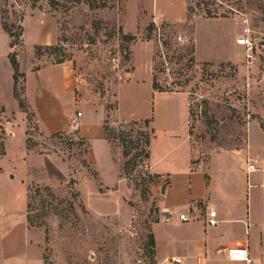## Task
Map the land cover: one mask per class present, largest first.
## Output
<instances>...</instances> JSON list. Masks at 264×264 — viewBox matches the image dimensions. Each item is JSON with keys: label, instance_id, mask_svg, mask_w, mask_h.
<instances>
[{"label": "rangeland", "instance_id": "374dc122", "mask_svg": "<svg viewBox=\"0 0 264 264\" xmlns=\"http://www.w3.org/2000/svg\"><path fill=\"white\" fill-rule=\"evenodd\" d=\"M95 1L96 6L91 0H0L12 32L20 31L24 14L45 18V27L54 31V42L32 48L28 34L24 51L29 55L32 48L36 58L33 66L59 60L71 64L80 106L77 109L88 118L104 109L106 137L115 159L97 158L102 181L94 160L89 163V142L79 129L44 135L27 108L30 148L56 153L70 168L67 178L41 182L38 179L46 177L45 171L40 175L32 172L41 162L22 156L24 121L19 117L16 125V117L8 116L1 120L0 129H11L15 135L9 137L13 139L12 157L4 159L0 174V208H25L28 185V218L44 236L45 264H158L146 246L152 224L161 221L158 199L166 182L151 170L150 158L146 157L147 140L155 133L154 115L159 118L160 129L166 126L184 135L188 101V140L194 163L207 162L221 149L249 148L248 160L261 155L264 45L259 42L264 40V0H214L211 8L227 12L232 21L205 17V9L196 5L199 0ZM190 5L194 10H188ZM151 22L157 27L148 36L146 29ZM245 27L257 42L254 61H247L246 53L239 63L197 56L196 44L201 56L209 57L216 35L223 31L229 40L235 31L243 34ZM120 30L136 35V40L123 41ZM22 36L10 37L11 42L17 41L10 53L22 49ZM5 43V36L0 34V46ZM136 69L139 71L134 75ZM150 76L153 84L155 78L159 87L170 91L153 99V116L146 122L147 118H139L141 114L135 112L140 106L137 101L141 98L142 103H150L155 91L148 82L131 84L136 77L147 81ZM18 80L16 91L20 94L23 79ZM120 102L126 114L134 110L133 119L118 118ZM140 108L142 113L150 112L148 106ZM126 132L131 136L123 141L121 136ZM5 144L6 140L1 154ZM245 152L237 157L241 169ZM117 165L120 179L107 186L116 177ZM35 178L36 182H28ZM256 188H250V194Z\"/></svg>", "mask_w": 264, "mask_h": 264}, {"label": "crops", "instance_id": "0c3cea01", "mask_svg": "<svg viewBox=\"0 0 264 264\" xmlns=\"http://www.w3.org/2000/svg\"><path fill=\"white\" fill-rule=\"evenodd\" d=\"M44 19L27 14L23 19V44L18 52V60L20 72L24 76H22V93L19 95L26 101L27 108L34 113L41 133L49 136L68 131L70 128L76 129L70 125V122L76 116L79 111L77 108L80 106L75 96L74 73L70 63L65 61L33 66L36 58L32 48L35 45L53 43L55 39L54 31H48ZM210 19L232 21L229 17ZM0 34L6 39L5 45L0 46V122L8 116L16 117V125L19 124V117L24 121L22 141L25 147L22 156L25 159L34 157L40 161L41 164L32 167L34 168L32 172L36 174L39 172L40 175L43 173L40 171H45L46 174V177L38 176L39 179L28 180L29 183L36 182V179L48 182L57 178H67L70 168L68 162L61 156L56 153H42L28 146L26 133L28 112L20 107L19 99L16 97L15 89L19 85V80L16 83L14 79V68L9 58L11 38L3 28L1 14ZM28 34L32 38L29 55L24 51ZM239 37L240 34L235 31L228 40V36L221 31L211 43L212 54L209 57L204 54L201 56L196 44L197 56L207 61L239 63L245 54L244 46L237 42ZM217 40L219 42H216ZM217 49H219L218 52ZM138 71L136 69L134 75H137ZM152 80V76L147 81H139V77H136V81H133L131 85L148 82L154 89ZM154 91L155 95H151L150 103L145 104L141 102V98L138 99L137 105L140 106L135 112L141 114L139 118L153 116V99L162 93L157 94L155 89ZM188 104L186 101V131L181 136L169 127L163 126L160 129L159 118L156 114L154 115L155 133L148 148L149 160L151 170L166 178L158 199L159 213L161 218L168 212L173 214L168 221H155L152 224V233L155 238L154 258L158 264H172V258L175 256H180L185 264H264V151L260 156H252L260 158L259 162L263 164L262 169L253 172H249L247 166L249 148L221 149L212 153L207 162L194 163L188 140ZM142 106H148L150 112L142 113L140 108ZM133 111L132 109L129 114H126L120 102L116 112L118 118L128 120L133 119ZM96 113L98 116L94 118ZM94 114L91 118L80 115V124L77 129L89 142V163L91 159L94 160L92 164L99 171L103 181L98 159L100 160L102 155L106 159L113 161L115 159L112 157L111 144L104 130V109ZM10 142H13V139L6 140L5 153H0V174L4 170V159L9 161L12 157L10 147L13 144ZM251 147L250 144V150ZM244 151L246 152L243 160L246 163L242 160L244 169H241L237 157ZM261 163L260 166H262ZM254 173H256L255 176ZM250 175L253 177L252 180ZM119 179L120 166L117 165L113 182L104 183L107 186H113ZM254 187H257L255 193L250 194V188L254 189ZM28 188L27 185L25 208L21 210L0 208V264H45L42 247L44 236L40 230H35L30 225L28 219ZM211 209L217 210L219 221L216 226H210L207 223ZM180 214H187L191 219L182 221L179 218ZM241 240L249 244V260L229 259L225 248Z\"/></svg>", "mask_w": 264, "mask_h": 264}, {"label": "built area", "instance_id": "2783aa9c", "mask_svg": "<svg viewBox=\"0 0 264 264\" xmlns=\"http://www.w3.org/2000/svg\"><path fill=\"white\" fill-rule=\"evenodd\" d=\"M237 42L244 46L245 48V56L247 61H254L255 56V48L257 46V42L253 40V37L251 36V30L248 27L244 28L243 34L240 35V37L237 39ZM81 112L79 111L76 117L72 118V126L77 128L80 124V117ZM15 135V132L11 129L6 128L5 132H3L2 129H0V150L4 146V141L9 139V137H13ZM7 137V139H6ZM248 170L249 172H253L256 170H259L261 168L259 158L258 157H251L248 160ZM172 213L168 212L167 214H164L161 220L168 221L172 217ZM179 218L182 221H189L191 219L190 216L187 214H180ZM218 218H217V210L211 209L209 212V217L207 218V223L210 226H216L218 224ZM225 252L229 259L231 260H238V261H248L249 260V244L245 240H241L238 242H234L230 246H227L225 248ZM172 264H185L184 260L180 256H175L172 258ZM199 263H201V260H199Z\"/></svg>", "mask_w": 264, "mask_h": 264}, {"label": "trees", "instance_id": "16d2710c", "mask_svg": "<svg viewBox=\"0 0 264 264\" xmlns=\"http://www.w3.org/2000/svg\"><path fill=\"white\" fill-rule=\"evenodd\" d=\"M91 1H92V4L91 5L92 6H96V1L95 0H91ZM214 2H215L214 0H199V1L196 2V5L198 7H200V8H202V9L203 8L205 9V17H207V18H227L229 16L227 12L219 13L216 9L211 8V5H213ZM188 10H194V6H191V5L188 6ZM0 14H1V18H2L3 28L9 34L10 37H15V38L17 37V39H18L19 36H22L23 35V33H24V27H23V25L20 26V31L18 33L12 32L10 25L7 24V22L5 21V18H4V15H3V11H2L1 8H0ZM24 15L22 16V21L24 19ZM156 27L157 26H156L155 22H151L148 25V27L146 29L148 31V36L151 35L152 31ZM120 35H121L120 37H121V39L123 41L126 40L128 42H132V41L136 40V35L127 34L123 30L122 31L120 30ZM16 44H17V41H14L13 40L12 42H10V46H12V47L13 46H16ZM46 46L47 47H52V45H46ZM9 58H10V61L12 63V66L14 68V79H15V81L17 83L18 82V78L24 76V74H22L20 72V63H19V60H18V53L17 52H11L9 54ZM61 62H64V60H59L58 61V63H61ZM227 62H230L231 63L232 61H227ZM153 85H154V89L157 90V91H160V92L170 91V90H165V89H162L161 87H159L157 85V83H156L155 78H154V84ZM16 90L17 89H15L16 97L19 99L20 107L22 109H24L25 111H27V104L25 103V100L20 97V95L17 93ZM145 121L146 122H150V119L147 118V119H145ZM260 122H261V127L264 129V122L262 120H260ZM105 124H108V121H106L104 123V130H105V133H106V131L108 130V127L105 126ZM58 133H60V132H57V133H55L53 135H56ZM130 136H131V133L130 132H126L123 137L121 136V140L126 141V140H128V138ZM28 142H29V140H28ZM150 143H151V139H148L147 140V146H148V148L150 146ZM28 146H29V144H28ZM89 146H90V144H89ZM149 156H150V154H149V151L147 150L146 151V157L149 158ZM156 221H159V220H156ZM146 246L148 248L149 254L151 256H154V254H155V251H154L155 238H154V235H153L152 232L147 235Z\"/></svg>", "mask_w": 264, "mask_h": 264}, {"label": "water", "instance_id": "95a60500", "mask_svg": "<svg viewBox=\"0 0 264 264\" xmlns=\"http://www.w3.org/2000/svg\"><path fill=\"white\" fill-rule=\"evenodd\" d=\"M259 44H260V45H264V40H261V41L259 42Z\"/></svg>", "mask_w": 264, "mask_h": 264}, {"label": "bare ground", "instance_id": "6f19581e", "mask_svg": "<svg viewBox=\"0 0 264 264\" xmlns=\"http://www.w3.org/2000/svg\"><path fill=\"white\" fill-rule=\"evenodd\" d=\"M236 261V260H235Z\"/></svg>", "mask_w": 264, "mask_h": 264}]
</instances>
